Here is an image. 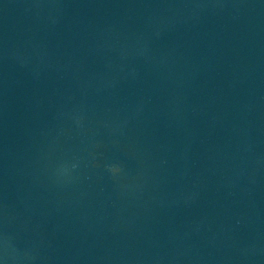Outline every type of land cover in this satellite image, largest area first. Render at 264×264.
Returning <instances> with one entry per match:
<instances>
[{
	"label": "water",
	"instance_id": "1",
	"mask_svg": "<svg viewBox=\"0 0 264 264\" xmlns=\"http://www.w3.org/2000/svg\"><path fill=\"white\" fill-rule=\"evenodd\" d=\"M0 264H264V0H0Z\"/></svg>",
	"mask_w": 264,
	"mask_h": 264
}]
</instances>
